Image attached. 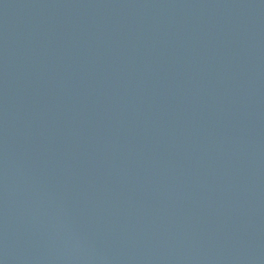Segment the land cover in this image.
Returning a JSON list of instances; mask_svg holds the SVG:
<instances>
[{
    "label": "water",
    "instance_id": "water-1",
    "mask_svg": "<svg viewBox=\"0 0 264 264\" xmlns=\"http://www.w3.org/2000/svg\"><path fill=\"white\" fill-rule=\"evenodd\" d=\"M0 264H264V0H0Z\"/></svg>",
    "mask_w": 264,
    "mask_h": 264
}]
</instances>
